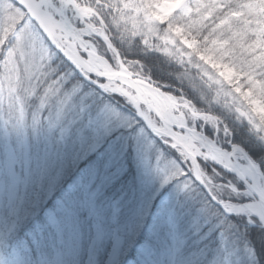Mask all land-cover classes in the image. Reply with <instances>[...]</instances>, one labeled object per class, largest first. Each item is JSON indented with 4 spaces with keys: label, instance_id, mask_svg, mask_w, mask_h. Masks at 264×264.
Returning a JSON list of instances; mask_svg holds the SVG:
<instances>
[{
    "label": "trees",
    "instance_id": "1",
    "mask_svg": "<svg viewBox=\"0 0 264 264\" xmlns=\"http://www.w3.org/2000/svg\"><path fill=\"white\" fill-rule=\"evenodd\" d=\"M167 1L74 3L83 23L106 35L132 74L149 79L198 113L214 117L220 133L225 132L221 135L226 140L223 146L230 141L242 148L264 176V0L196 2L190 4L188 14L172 12L163 16L156 9ZM83 23L78 21V26L83 28ZM84 38L86 42L99 41ZM44 43L49 61L40 67L31 90L20 87L16 92L28 122L37 114L51 113L55 101L62 96L70 97L85 116L97 123H102L107 110L132 113L125 98L98 90L80 77L47 40ZM107 52L104 57L118 70L116 58ZM136 120L132 129L116 134L129 150L130 166H135L136 128L142 126ZM213 130L209 123L204 125L208 136ZM141 143L149 145L147 153L152 162L175 161L189 171L180 153L147 130ZM244 202L245 199L236 201V205ZM25 215L24 205L21 223ZM172 218L180 240L179 261L190 258L192 264H264V230L256 221L251 226L242 216L225 215L194 180L178 196ZM144 239L140 237L141 242ZM50 243L25 237L22 231L7 234L6 230L0 238V264H10L12 251L20 256L21 264H36ZM135 256V250L127 258L121 255L120 264H135ZM141 259L145 262V252Z\"/></svg>",
    "mask_w": 264,
    "mask_h": 264
},
{
    "label": "rangeland",
    "instance_id": "2",
    "mask_svg": "<svg viewBox=\"0 0 264 264\" xmlns=\"http://www.w3.org/2000/svg\"><path fill=\"white\" fill-rule=\"evenodd\" d=\"M36 1L39 3V0ZM46 1L47 5L45 7L40 6V8L58 21L63 20L64 16L62 15L67 16L70 26L79 29V31L71 30L75 38H92L83 32V28L78 26V21L71 7L65 6L66 0ZM209 1L212 0H169L158 6L156 10L163 16H168L172 12H177L181 15L188 14L191 3H206ZM37 14L44 21L42 15ZM56 32L61 34V36H65L63 31ZM44 39L45 37L39 30L38 25L30 19L28 11L24 7L15 6L6 0H0V164L6 169L10 157L15 158L17 171L20 174H23L25 161L34 158L37 149L41 148L49 137L59 136L61 133L68 135L73 130L81 128H98L105 138L112 137L116 139V134L119 131L132 129L138 123L133 112L116 113L111 110H107L104 113L102 123H97L94 119L85 116L84 112L75 106L68 96L59 97L55 101L52 112L48 115L38 116L37 114L31 119V122H28L25 118L22 100L16 95V92L20 87L25 91L31 90V82L40 67L49 61V51ZM84 40L88 47L94 48L97 55L108 63L104 54L108 53L107 51L109 50L102 42L92 43L86 42L85 38ZM68 42H71V40H68ZM81 56L86 60V56L83 53H81ZM109 66L111 67L110 64ZM116 71L119 72L120 70ZM138 78L142 79V77ZM108 89L107 93L112 92L120 97L128 95L136 100L131 89L125 86L109 83ZM158 89L173 97L162 89ZM138 93L140 94V91ZM173 99L179 107L174 111V114L177 117H180V114L184 115L188 129L196 130L198 133L203 134L215 142L222 151H231L228 145L223 146V142L226 140L221 139V135H224L225 132L220 133L219 127H217L218 122L190 116L183 108L187 103L180 102L175 97ZM141 101L143 102V100ZM140 110L153 125L163 129L158 120L149 114L143 105H140ZM196 112L194 111V113ZM206 123H209L210 127L214 129L211 137L204 131ZM169 128L177 133L185 134L183 131L175 130L173 127ZM136 132L138 133V139L134 147L133 156L134 165L138 167L141 181V200L145 205L158 204L163 201L168 210L164 225L152 236L145 249L144 264H192L190 258L181 259L180 261L177 258L180 240L173 225L172 217L177 209L178 196L193 180V165L178 150L176 151L188 163L187 169L189 171L182 168L175 161L162 164H157L155 161L152 162L147 153L149 145L141 143L146 132L144 125L137 127ZM167 135L172 138L171 134L167 133ZM228 143L231 142L229 141ZM238 157L241 159L240 162L245 164L242 157L240 155ZM252 163L256 165L253 161ZM199 168L205 177L204 180L209 182L207 184L208 190L215 200L225 202L227 206H241L251 203V200L245 194V186L240 184L235 178L225 177V174H222L219 170L206 164L201 166L200 162ZM188 173H190V176ZM242 199H245L246 202L236 205V201H241ZM23 206L18 200L11 214L15 216L18 211L20 216ZM4 207H7V205L5 204ZM145 214H147L146 207ZM252 220L255 221L254 219ZM193 224H196V221ZM6 230L7 234L14 232L9 231L6 225H0V238ZM108 252L109 250L101 245L92 246L85 243L68 248L67 246L62 247L58 243L54 246L51 241L50 248L44 252L36 264H108ZM10 264H21L20 256L15 251L11 253ZM220 264L226 263L222 262Z\"/></svg>",
    "mask_w": 264,
    "mask_h": 264
},
{
    "label": "snow or ice",
    "instance_id": "3",
    "mask_svg": "<svg viewBox=\"0 0 264 264\" xmlns=\"http://www.w3.org/2000/svg\"><path fill=\"white\" fill-rule=\"evenodd\" d=\"M16 165L11 157L6 169L0 164V225L54 246L101 245L109 250L108 264L135 250V264H144L141 257L168 210L163 201L143 204L138 167L130 166L129 150L118 139L98 128L76 129L49 137L25 161L23 174ZM18 200L25 205L23 223L18 211L11 214Z\"/></svg>",
    "mask_w": 264,
    "mask_h": 264
},
{
    "label": "water",
    "instance_id": "4",
    "mask_svg": "<svg viewBox=\"0 0 264 264\" xmlns=\"http://www.w3.org/2000/svg\"><path fill=\"white\" fill-rule=\"evenodd\" d=\"M12 2H14L15 4L22 6L17 0H11ZM25 2L29 3L31 6H33L36 9V15L35 18L33 16H31V14L28 12V16L30 17V19H32L33 21H35V23L38 25L39 30L41 31L42 35L45 37V39L48 41L50 47L56 51L59 55H61L79 74L80 77H82L85 81H87L88 83H90L91 85H93L94 87H96L98 90H100L103 93H106L107 91H109L108 89V84L109 83H116L119 84L121 86H125L126 88H130L131 91L134 93L135 95V99L134 100L132 97L128 96V95H124L125 98L128 100V102L130 103V106L133 110V114L134 116L144 125L145 129L152 135L154 136L156 139H158L161 143L168 145L170 148L174 149V150H178L180 151L184 156L187 157V159L189 160L190 164L193 165V180L198 184V186L204 191V193L206 194V196L216 205L218 206L225 215L227 216H242L246 219L247 223L250 224L251 226H254L255 224L252 223V219L256 220L258 223V226L260 228H262L264 230V218L260 219L254 215H247L241 212H236L233 211L232 209H236L239 208L241 206H227V203L225 202H218L217 200L214 199V197L212 196V194L210 193V191L208 190V186L207 184L209 183L207 180H204V175L202 173V171L199 168V162L205 163L207 166L209 167H213L221 172H223L224 174L231 176L233 178H235L240 184H242L243 186L246 185V181L240 177L237 176L236 173H234V171H232L231 169H229L226 165H223L213 159L208 158L207 156L204 155V153L199 152L197 154H192L191 151H187L185 150L180 141L178 140V136H180V133H177L176 131L172 130L171 128L166 127L160 120V117L157 115L156 111L150 106L148 105V107H146V105L141 101L143 100L144 102H148V96L146 94V91H144V89H150V90H154V91H158L161 92L163 95L169 96L166 93L160 91L157 87H155L154 85L150 84L148 81L143 80V79H139L138 77H136L135 75H133L131 72L128 71V69L122 64L120 57L118 56V53L116 51V49L112 46V44L110 43L109 39L106 37V35L104 33H98L96 32L94 29H92L91 27H89L88 25L83 23V20L80 18L78 12H77V8L74 4V0H71L70 2V6L73 10L74 16L77 20H79L81 23H83L84 30L89 31L90 34H88L89 36H92L94 38H96L97 40H99L100 42H102L107 49L114 55V57L117 60L118 66H119V70H123L124 72H126L128 75H123L122 73H117L116 71H114V74L111 75H105L103 73L100 72H96L94 70H92L91 68H89L86 64H85V59L82 58L81 56V48L80 46H76L73 45L71 42H66L63 38V36H61V34H58L57 32H51L50 34V19L53 21H58L55 18H53L52 16L49 17L46 15V12H44L40 6L38 1L36 0H24ZM23 7V6H22ZM39 13L40 15H42L44 21H45V25L41 26L39 24L40 21V17L37 14ZM70 31H79V29L73 28L70 26V24L68 25ZM77 39V38H76ZM78 42L81 45H85V40L84 38L81 39H77ZM69 44L70 49L77 55L78 57V63H79V67L75 66L74 64H72L65 56V52H66V46ZM105 61V59H103ZM109 65V64H108ZM119 71V72H120ZM118 77H125L127 80V85H122L120 84V82H118L117 78ZM104 89H106V91H104ZM138 91H140V94L138 93ZM112 93V92H111ZM114 94V93H112ZM173 98V97H171ZM140 105H143L144 108L147 110V112L151 115H153L158 122L162 125V128L164 130H166V135L165 136H157L150 128H148L145 119L143 118L144 113H142V111L140 110ZM183 106V105H180ZM183 108L187 111V113L194 117V118H201V119H208L214 122H217V120L208 115V114H198V113H194V111L192 110V108L187 104L185 106H183ZM173 128L175 130H180L183 131L182 129H179L175 126H173ZM167 133L172 135V138L170 136L167 135ZM165 140H168L169 142H166ZM228 147L230 149H232V147H236L238 148L240 155L243 159V161L250 163L252 162L250 160V158L248 157L247 153L240 147L238 146H234L231 143H228ZM260 171V170H259ZM261 178L264 180V176L262 175V173L260 172Z\"/></svg>",
    "mask_w": 264,
    "mask_h": 264
},
{
    "label": "bare ground",
    "instance_id": "5",
    "mask_svg": "<svg viewBox=\"0 0 264 264\" xmlns=\"http://www.w3.org/2000/svg\"><path fill=\"white\" fill-rule=\"evenodd\" d=\"M30 14L35 17L36 9L33 8L29 3L24 0H17ZM71 0H66L65 6L68 7L70 5ZM47 5L46 0H39V6L45 7ZM46 15L49 17L48 13ZM64 16L61 21H53L50 19V34L51 32L63 31L64 40L68 42L71 40V43L76 46H80L82 53L86 56L85 64L96 72L103 73L105 75H111L115 72L108 65L106 61L100 58L95 49L81 45L78 40L72 35L69 29V19L67 16ZM39 24L44 26L45 23L42 19H40ZM86 34H90L89 31H83ZM66 58L75 66L79 67L78 57L77 55L70 49L69 44L66 46V52L64 53ZM123 75H128L126 72L121 70L120 72ZM118 82L122 85H127V80L125 77H118ZM147 91L148 102L143 103L148 107L150 105L160 117L161 122L166 127H177L182 129L185 134H181L178 136V140L180 141L182 147L191 151L192 154H197L199 152L204 153L210 159H213L223 165H226L229 169L234 171L238 177L244 179L246 181L245 185V194L251 200V203L241 206L236 209H232L236 212H241L247 215H254L260 219L264 218V180L261 178L260 171L256 165L252 162L245 164L240 162V152L238 148L232 147L230 152L222 151L215 142L211 141L203 134L198 133L196 130H190L187 128V123L183 114H180V117H177L174 114L179 107L177 102L166 95H163L161 92L144 89ZM143 118L146 121L148 128H150L157 136H165L166 130L158 128L153 125L146 117L143 115ZM241 156V155H240Z\"/></svg>",
    "mask_w": 264,
    "mask_h": 264
}]
</instances>
